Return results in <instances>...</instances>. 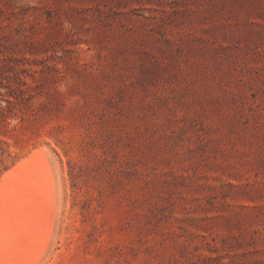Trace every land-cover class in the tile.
Here are the masks:
<instances>
[{
  "label": "rangeland",
  "instance_id": "374dc122",
  "mask_svg": "<svg viewBox=\"0 0 264 264\" xmlns=\"http://www.w3.org/2000/svg\"><path fill=\"white\" fill-rule=\"evenodd\" d=\"M36 148L38 264H264V0H0V178Z\"/></svg>",
  "mask_w": 264,
  "mask_h": 264
},
{
  "label": "bare ground",
  "instance_id": "6f19581e",
  "mask_svg": "<svg viewBox=\"0 0 264 264\" xmlns=\"http://www.w3.org/2000/svg\"><path fill=\"white\" fill-rule=\"evenodd\" d=\"M47 163L43 150L36 148L22 157L11 169L5 171L0 178V264L40 262L44 248H40V252L37 249L36 256L31 254V250L37 241V236L40 235L41 224H45L42 223L45 213L50 210H46L48 207L46 205L51 203L50 196L54 194L50 192L49 196L44 191L45 178L42 175L45 172L49 175L45 168ZM41 167L46 171L42 172ZM44 194L50 198H46ZM51 222L52 219H49L47 224L51 226ZM47 228L42 227V230L47 231ZM40 245L44 247L43 244Z\"/></svg>",
  "mask_w": 264,
  "mask_h": 264
}]
</instances>
